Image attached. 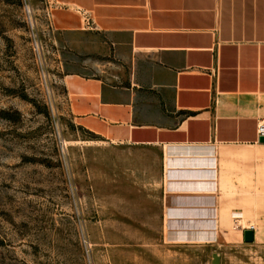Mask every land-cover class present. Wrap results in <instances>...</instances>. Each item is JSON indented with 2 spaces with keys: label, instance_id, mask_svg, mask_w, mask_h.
<instances>
[{
  "label": "crops",
  "instance_id": "0c3cea01",
  "mask_svg": "<svg viewBox=\"0 0 264 264\" xmlns=\"http://www.w3.org/2000/svg\"><path fill=\"white\" fill-rule=\"evenodd\" d=\"M47 1L77 66L73 122L150 156L168 239L252 264L238 252L264 250V0Z\"/></svg>",
  "mask_w": 264,
  "mask_h": 264
},
{
  "label": "rangeland",
  "instance_id": "374dc122",
  "mask_svg": "<svg viewBox=\"0 0 264 264\" xmlns=\"http://www.w3.org/2000/svg\"><path fill=\"white\" fill-rule=\"evenodd\" d=\"M51 9L0 0V264H212L213 242L164 234L150 156L70 118L63 77L77 66ZM238 253L264 264V250Z\"/></svg>",
  "mask_w": 264,
  "mask_h": 264
},
{
  "label": "built area",
  "instance_id": "2783aa9c",
  "mask_svg": "<svg viewBox=\"0 0 264 264\" xmlns=\"http://www.w3.org/2000/svg\"><path fill=\"white\" fill-rule=\"evenodd\" d=\"M257 134L258 136H264V122H261L257 126ZM241 213L234 212L232 213V227L234 229H239L241 227ZM252 228V227H251Z\"/></svg>",
  "mask_w": 264,
  "mask_h": 264
},
{
  "label": "water",
  "instance_id": "95a60500",
  "mask_svg": "<svg viewBox=\"0 0 264 264\" xmlns=\"http://www.w3.org/2000/svg\"><path fill=\"white\" fill-rule=\"evenodd\" d=\"M258 141L264 143V136H260ZM243 237L245 242H252L253 241V230L252 229H245L243 232Z\"/></svg>",
  "mask_w": 264,
  "mask_h": 264
}]
</instances>
